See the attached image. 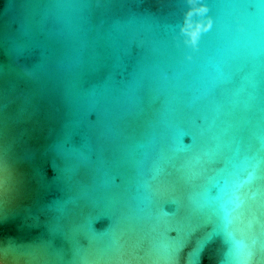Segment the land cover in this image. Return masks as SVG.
I'll return each instance as SVG.
<instances>
[{"label": "water", "instance_id": "95a60500", "mask_svg": "<svg viewBox=\"0 0 264 264\" xmlns=\"http://www.w3.org/2000/svg\"><path fill=\"white\" fill-rule=\"evenodd\" d=\"M0 264H264V0H0Z\"/></svg>", "mask_w": 264, "mask_h": 264}]
</instances>
